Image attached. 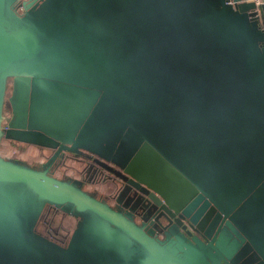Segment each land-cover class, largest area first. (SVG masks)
I'll return each instance as SVG.
<instances>
[{
	"label": "water",
	"instance_id": "water-1",
	"mask_svg": "<svg viewBox=\"0 0 264 264\" xmlns=\"http://www.w3.org/2000/svg\"><path fill=\"white\" fill-rule=\"evenodd\" d=\"M17 1L0 0V140L5 135L60 145L58 152L76 151L82 141L99 143L115 129L124 147L122 134L129 130L130 152H113L119 159L111 162L131 187L153 205L163 203L195 223L202 210H190L202 201L201 207L228 219L236 236L225 231L205 242L178 232L160 240L152 222L122 209L117 198L112 203L50 172L57 153L38 167L0 155V264H233L243 242L251 251L250 264H264V5L255 0H28L18 14ZM166 2L174 3L168 11ZM75 54L81 70L96 69L86 82L70 78ZM10 78L7 100L13 113L4 129ZM34 86L39 92L31 104L33 120L65 128V137L21 125L20 106H30L24 95ZM81 90L102 96V113L110 121L77 141L64 121ZM159 126L168 127L159 133ZM102 149L87 150L109 160ZM211 180L219 182V192L240 197L219 204L208 193ZM5 186L42 200L40 208L48 204L77 217L71 237L82 224L92 231L91 222L103 223L138 251L124 263H105L82 242L69 238L58 244L33 229Z\"/></svg>",
	"mask_w": 264,
	"mask_h": 264
},
{
	"label": "rangeland",
	"instance_id": "rangeland-1",
	"mask_svg": "<svg viewBox=\"0 0 264 264\" xmlns=\"http://www.w3.org/2000/svg\"><path fill=\"white\" fill-rule=\"evenodd\" d=\"M115 4V2H114ZM174 6L173 2H167L163 4V7L166 11L169 10L170 7ZM168 9V10H167ZM76 53V52H75ZM79 57L75 54L73 55V62H72V68L69 71L70 78L79 82H86L88 78H91L92 74L96 71V69H93L92 72L85 71L80 69L81 62L78 61ZM10 83L8 85V92L7 97L10 94ZM39 92L38 87L34 86L33 88H29L26 90V95H24V99L26 98L28 101H30V106L25 105V103L20 106L19 115H20V123L21 125L26 124L25 127L28 128V125L37 127L41 129L45 133L49 134H55L59 135V137H65L63 136L65 128H61L59 125H49V126H40L33 120L32 118V106L33 100L35 99V93ZM77 98V102L74 103V108L68 111L65 114V121L70 126L71 130L74 128V132H72L73 139H76L77 141L80 139H83V137L87 134L92 133L95 129H97L98 126H100L103 123L109 122L110 118H107L103 113L102 110L106 109L104 105V100H102V96L99 94L96 95L92 94L91 91L88 90H81L78 91V93L75 95ZM6 97V102L4 104V109L6 112L10 113L11 109L9 107V102ZM98 98V99H97ZM96 106H100L99 115L95 111V108L97 110ZM96 112V115H95ZM98 115V116H97ZM34 116V114H33ZM101 117H106L107 120L101 121ZM114 119V118H113ZM151 123H156L155 121ZM156 125V124H155ZM155 125H150V127H153ZM64 127H66L64 125ZM168 126H159L158 130L165 132ZM113 132H119V129L113 130ZM106 133L102 136H100L99 143H93V141H82L80 144L82 147H79L76 151L87 153L90 156L92 154L97 155L94 152H89L87 149H93L100 151L102 148L105 147V154H102V156H107L108 158H111L112 153H120L123 152V154H127L130 152V148L132 147L133 142H129L130 133L129 130H125L122 136H124V147H122V140L121 138L114 133ZM103 134V133H101ZM100 134V135H101ZM36 136V134H35ZM34 136V137H35ZM112 144H114V149H111ZM19 145V144H18ZM34 156L37 154L38 151L42 153L43 156H48L50 154V150L47 149H41L34 148ZM23 152H21L19 157H21ZM99 156V155H97ZM115 157L116 155L113 154ZM122 156V155H121ZM45 157L44 160L45 161ZM100 157V156H99ZM101 158V157H100ZM103 159V158H101ZM105 161V158L103 159ZM121 162V161H119ZM85 161L77 162L73 161L71 159H65L63 163L58 164L56 171L57 173L61 175H68L71 177H77L80 173L85 174L87 173L85 169ZM116 163V162H115ZM115 163H113L115 165ZM116 166V165H115ZM50 172H54L52 170V167L50 168ZM228 181V180H227ZM211 184L208 190V193L213 197V199L218 202L219 204H226V200L231 198L229 195L230 192H219L221 188L217 186L219 182L211 180L209 181ZM85 188V187H84ZM3 191L8 195L10 200L13 202L16 210L24 215L28 222L32 225L33 229L36 230V232L40 233L42 230L44 231V225L46 223H43L41 221V215L43 211V207L45 204L40 208V206L43 204L42 200L37 199L34 195L29 194L27 192H23L20 190V188H11L6 187L3 189ZM102 195H105L103 193H99ZM99 196V195H97ZM238 197L240 196H233L231 198V202L237 201ZM72 215V214H71ZM74 217V215H72ZM87 217V216H86ZM85 217V218H86ZM62 216L60 213H54L53 215L46 214V216L43 218V221L48 220V230L51 231L53 234L58 235L60 238L64 237L67 238L70 233V238L73 240V242H82L86 245V248H88L91 251L96 252L102 259L103 262H109V261H119L121 263H124V259H127L130 257V254L133 253L134 250L138 251V248L132 244L127 238L123 237L121 234H119L117 231H115L112 227L103 224V223H97V222H91L90 225L92 227V231L95 232L92 234V231H89V228L87 225H83L80 227V229L77 230L74 237L72 236V229L73 228V222L76 221L75 218H72L70 220L67 217L62 221ZM75 225V224H74ZM41 234V233H40ZM119 236V238L117 237ZM116 240V241H115ZM116 258V259H113Z\"/></svg>",
	"mask_w": 264,
	"mask_h": 264
},
{
	"label": "flooded vegetation",
	"instance_id": "flooded-vegetation-1",
	"mask_svg": "<svg viewBox=\"0 0 264 264\" xmlns=\"http://www.w3.org/2000/svg\"><path fill=\"white\" fill-rule=\"evenodd\" d=\"M23 1L28 0H18L15 3V9L18 12V14H22L25 12V9H23ZM38 1V0H37ZM36 1V2H37ZM40 2V1H39ZM10 83V94H11V87H12V79L10 78L8 80V85ZM8 92V88H7ZM9 93V92H8ZM9 94V96H10ZM7 97V93H6ZM5 97V98H6ZM9 107L11 109L10 116H12V108L9 104ZM4 114V120L7 122L4 124V129L8 128V123L10 116L5 117V109L3 111ZM3 120V121H4ZM57 147H47L45 149L50 150V154L47 157V159L42 162L45 163L47 160L55 153H57L56 157L54 158L52 164L50 165V168L52 167V170H54L53 173L59 174L56 171V168L58 164L63 163L65 159H71L73 161L82 162L85 161V169L87 173L82 174L80 173L77 177H71L68 175H62L61 177L67 178V179H73L78 181L82 187L87 189L88 191L99 195L103 197L104 195L99 194L101 193L98 188H100L103 184L112 185L114 187V190L110 194V197L113 199H116L120 201V205L122 209L128 210H134L133 213L136 214V218L141 220L139 216L145 217L147 222H152L153 224L150 225L153 229H155L156 235L160 240H165L170 237H174L175 233H181L183 234V238L192 239L194 236H198L200 239H202L205 242H209L213 237H218L221 232L224 234H227V232H231V237L235 238L236 234L232 231V229L227 225L228 219L221 218L219 215L214 212L210 211V206L201 207L203 205V202L201 201L194 209L190 210V213L193 214L197 212V208H200L202 210V213L200 216H198L196 223L192 222L190 218L183 212H175L173 210H170L166 208V206H163L164 204L159 205H153L149 202L146 195H143L127 182L129 179L128 176L122 174L121 169H119L117 166L111 162V160L119 159L117 156H111L109 158V161H105L101 159L99 156L94 155L90 153L91 155L87 153H82L79 151H71L67 149H61L58 152ZM103 152H105V149H102ZM105 198V197H104ZM115 201L113 200L112 203ZM60 213L62 218H64L65 215H69L73 217L71 214L61 211L53 206H50L48 204H45L43 207L42 215H41V221L43 223H46L44 225L45 230L40 232L42 235L46 236L47 238L55 241L58 244L66 245L70 238V233L67 238L59 237L58 235L53 234L51 231L47 232L46 229H48V220L43 221V218L46 216V214L53 215L54 213ZM189 213V214H190ZM139 215V216H138ZM78 221L77 217H73ZM155 221H157V224H155ZM149 226V225H147ZM75 228V227H74ZM73 228V229H74ZM72 229V230H73ZM72 232V231H71ZM168 233V234H167ZM229 235V234H228ZM227 235V236H228ZM230 236V235H229ZM238 240V238H236ZM246 244L243 242L240 246V250L238 251V257L235 260V263L233 264H250L251 263V251L247 249L245 250Z\"/></svg>",
	"mask_w": 264,
	"mask_h": 264
},
{
	"label": "trees",
	"instance_id": "trees-1",
	"mask_svg": "<svg viewBox=\"0 0 264 264\" xmlns=\"http://www.w3.org/2000/svg\"><path fill=\"white\" fill-rule=\"evenodd\" d=\"M8 115L10 116V113L6 112V110H5V117ZM6 123L7 122L4 120L3 125ZM35 147L38 148L39 150L47 148V147L42 146V145H36V144H32V143H24V142H21V141H18L16 139L6 137L5 135H3L1 140H0V155L7 157V158H10V159H13V160H18V161L23 162L27 165L38 167V166L42 165V162H44L43 160H44L45 156H43L40 151H38L37 154L34 156L33 153L35 151V149H34ZM21 152H23V154L21 157H19L20 156L19 154ZM46 159H47V157H45V160ZM56 175H59L60 177L62 176L61 174H56ZM63 177H65V176H63ZM98 189L101 193L105 194L103 197L109 199L111 202L114 200L112 197H110V194L114 190V187H112V185H108L105 183V184L101 185L100 188H98ZM66 217H67V219L69 218L70 220H72V218H73L69 215H65L64 219ZM64 219H62V221ZM72 222H73V228H74L76 226L77 220L72 221ZM69 228L73 229L72 227H69Z\"/></svg>",
	"mask_w": 264,
	"mask_h": 264
},
{
	"label": "built area",
	"instance_id": "built-area-1",
	"mask_svg": "<svg viewBox=\"0 0 264 264\" xmlns=\"http://www.w3.org/2000/svg\"><path fill=\"white\" fill-rule=\"evenodd\" d=\"M255 2H256L257 4H262V5H264V0H255Z\"/></svg>",
	"mask_w": 264,
	"mask_h": 264
}]
</instances>
